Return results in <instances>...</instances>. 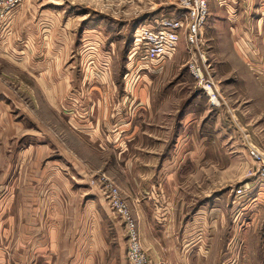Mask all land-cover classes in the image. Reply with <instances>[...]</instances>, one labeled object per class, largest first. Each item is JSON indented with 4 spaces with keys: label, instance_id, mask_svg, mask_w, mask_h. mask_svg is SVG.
<instances>
[{
    "label": "crops",
    "instance_id": "obj_1",
    "mask_svg": "<svg viewBox=\"0 0 264 264\" xmlns=\"http://www.w3.org/2000/svg\"><path fill=\"white\" fill-rule=\"evenodd\" d=\"M121 2L51 0L50 6H44V0H22L0 18V232H20L23 241L27 235L36 238L34 251L37 258L42 255V261L46 251L59 253L57 240L69 221L74 227L76 221L80 224L94 215L91 205L83 203L76 209L79 198L74 187L86 188L91 174L104 168L109 153L117 159L131 155L130 167L122 166L123 170L134 167L137 173L159 176L169 169L164 155L158 159L154 147L142 143L169 140V119L153 116L145 120L143 101L136 98L137 87L119 85L109 72L111 57L101 51L106 39L99 30L112 28L106 26L103 13L117 11L113 7ZM176 2L160 0L150 10L166 12ZM212 10H217L210 24L212 33L219 35L218 45L227 46L226 51L220 50L225 52L221 61L226 62L228 75L246 84L231 92L239 124L259 117L264 137V0H238L226 7L210 1L209 16ZM78 38L83 43L80 65L88 66L92 60L100 68L98 75L94 70H83L87 86L81 85L80 71L76 70ZM103 66L107 68L101 72ZM247 77L257 80L247 81ZM191 100L184 103L178 116L180 126L186 125ZM151 101L148 95L147 117ZM234 108L227 109L232 116ZM231 138L229 135L228 141ZM148 157L152 164L143 162ZM162 182L155 178L147 182L143 193L130 194L129 203L136 205L138 218L147 199L153 198V205L166 202L163 195L162 201L157 199ZM72 234L84 243L77 241L79 245L72 246V264L106 260V255L92 260L87 243L90 239L93 242V232ZM100 247L106 251L108 245Z\"/></svg>",
    "mask_w": 264,
    "mask_h": 264
},
{
    "label": "rangeland",
    "instance_id": "obj_2",
    "mask_svg": "<svg viewBox=\"0 0 264 264\" xmlns=\"http://www.w3.org/2000/svg\"><path fill=\"white\" fill-rule=\"evenodd\" d=\"M121 1L119 7H113L117 11L103 13L106 26L112 28L99 30L106 39L105 42L102 40L105 45L101 51L111 57L108 68L118 79L117 83L137 87L136 98L142 99L145 108L143 118L146 120L155 116L160 120L169 119V140L164 143L142 142L154 147L158 159L164 155L169 169L159 176L153 172L137 173L134 167L123 170L121 167L129 166L133 160L131 155L124 154L117 159L109 153L102 165L104 168L91 174L86 188L74 187L79 198L76 209L79 210L84 203L91 205L95 211L90 219L81 220L80 224L76 221L74 227L77 230L69 221L57 240L59 253L46 251L42 261V255L37 258L38 253L34 251L36 243L33 240L36 238L27 235L23 241L20 232H0V264H72L75 255L71 251L72 246L84 244L83 239L79 241L72 232H93V242L88 238L90 243H87L92 248V260L107 256L106 260L95 261V264H127L124 226L102 196L105 182L98 181L100 177H105L116 186L127 202L140 233L142 248L151 264H264V177L257 174L256 164L246 148L247 144H251L264 153L261 119L249 118V124H239L231 92L232 89L246 87V84L237 76L228 75L226 62L221 61L220 57L225 52L220 50L226 51L227 46L218 45L219 35H214L210 27L217 10H212V16L208 15L201 46L191 47L181 36L174 53L162 63L151 66L130 61L133 31L154 18L175 16L176 7L171 5L166 12L152 13V4L160 0ZM44 2V6L51 5V0ZM79 39L75 49V56H79L76 70L78 74L80 71L81 85L87 86L83 70L87 68L96 73L100 68L94 66L92 60L88 66L80 65L83 43L81 45ZM199 54H204L210 65L208 79L202 75L197 79L190 72L192 57L197 58ZM2 66L0 62V70ZM105 68L107 66H103L101 72ZM249 78L246 80L249 81ZM206 80L213 82L219 101L225 102V105L220 108L210 105L202 89ZM148 95L152 98L149 117L145 102ZM190 98L186 125L180 126L178 116ZM228 107L234 108V116L227 110ZM229 135L232 137L230 141ZM144 159V163L152 164L149 157ZM155 178L164 184L157 199L162 201L164 196L166 202L153 205V198L147 199L138 218L134 211L136 205L129 203L130 194L143 193L141 190L147 182ZM77 180V177L73 178L74 182ZM238 188L244 190V195H235ZM2 222L0 220V228ZM103 245H108L106 251L98 248Z\"/></svg>",
    "mask_w": 264,
    "mask_h": 264
},
{
    "label": "built area",
    "instance_id": "obj_3",
    "mask_svg": "<svg viewBox=\"0 0 264 264\" xmlns=\"http://www.w3.org/2000/svg\"><path fill=\"white\" fill-rule=\"evenodd\" d=\"M210 1L219 7H226L238 0H177L175 16L154 18L133 31L130 61L151 66L158 65L174 53L181 36L184 37L189 46H201L203 29L209 15ZM21 2L22 0H0V18L13 11ZM135 49L137 50L135 51ZM189 65L190 72L195 78H202V75L208 79L210 65L207 63L204 54H199L197 58L192 57ZM96 75H98V71ZM204 84L202 89L208 96L211 106L220 108L226 104L219 101L218 92L213 82L206 80ZM247 152L256 164L257 174L264 177V153L251 144H247ZM100 180L105 182L102 196L107 201L109 209L121 220L124 226L127 264H151L148 255L142 248L136 221L127 202L120 195L118 188L108 182L105 177H100L98 181ZM235 195H244V190L238 188L235 190Z\"/></svg>",
    "mask_w": 264,
    "mask_h": 264
}]
</instances>
